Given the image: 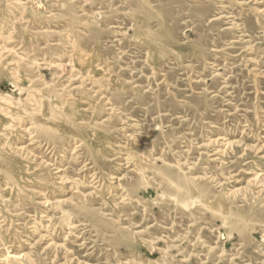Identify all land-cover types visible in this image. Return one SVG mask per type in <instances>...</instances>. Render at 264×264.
Returning <instances> with one entry per match:
<instances>
[{"label":"rangeland","instance_id":"rangeland-1","mask_svg":"<svg viewBox=\"0 0 264 264\" xmlns=\"http://www.w3.org/2000/svg\"><path fill=\"white\" fill-rule=\"evenodd\" d=\"M0 76V264H264V0H0Z\"/></svg>","mask_w":264,"mask_h":264},{"label":"bare ground","instance_id":"bare-ground-1","mask_svg":"<svg viewBox=\"0 0 264 264\" xmlns=\"http://www.w3.org/2000/svg\"><path fill=\"white\" fill-rule=\"evenodd\" d=\"M74 53V52H73ZM6 57V56H5ZM86 59V58H85ZM87 60V59H86ZM86 62V61H85ZM86 64V63H85ZM1 77V76H0ZM16 79V78H15ZM19 81V80H18ZM3 99V98H2ZM14 103V102H13ZM3 112V111H2ZM4 114V113H3ZM16 114V113H15ZM23 115V114H22ZM22 115H21V117H22ZM75 124V123H74ZM32 127V126H31ZM31 127H29V129L27 130V131H29L30 129H31ZM21 149H25L24 147H22ZM1 155V154H0ZM0 165H1V163H0ZM10 169V168H9ZM12 169V168H11ZM30 170V169H29ZM6 171V170H5ZM13 172V171H12ZM19 172V171H18ZM26 172V171H25ZM27 172H29V171H27ZM7 173H8V171H7ZM9 174H10V176H11V172H9ZM13 174H15L14 172H13ZM20 174V173H19ZM26 175V174H25ZM261 175H263L264 176V173L263 174H261ZM17 176V175H16ZM20 176V175H19ZM257 176H260V175H257ZM15 178V177H14ZM23 178V177H22ZM18 180V179H17ZM24 180V179H23ZM52 207V206H51Z\"/></svg>","mask_w":264,"mask_h":264}]
</instances>
